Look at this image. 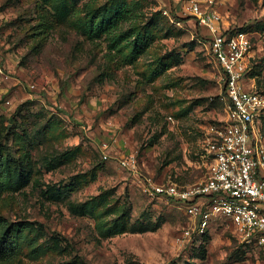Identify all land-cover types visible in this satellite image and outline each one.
Returning <instances> with one entry per match:
<instances>
[{
  "label": "rangeland",
  "instance_id": "374dc122",
  "mask_svg": "<svg viewBox=\"0 0 264 264\" xmlns=\"http://www.w3.org/2000/svg\"><path fill=\"white\" fill-rule=\"evenodd\" d=\"M218 4L264 90V0ZM221 75L183 0H0V215L23 228L0 264H264L225 217L179 241L193 219L150 190L208 176Z\"/></svg>",
  "mask_w": 264,
  "mask_h": 264
},
{
  "label": "built area",
  "instance_id": "2783aa9c",
  "mask_svg": "<svg viewBox=\"0 0 264 264\" xmlns=\"http://www.w3.org/2000/svg\"><path fill=\"white\" fill-rule=\"evenodd\" d=\"M218 5V0H183V10L209 32L211 52L222 68L229 99L225 120L207 128L211 169L203 181L183 187L150 179V190L181 201L193 219L194 225L183 230L179 241L190 238L192 232L203 234L213 220L225 217L243 239L264 248V93L248 86L251 45L247 34L226 27ZM121 162L137 169L134 156Z\"/></svg>",
  "mask_w": 264,
  "mask_h": 264
},
{
  "label": "trees",
  "instance_id": "16d2710c",
  "mask_svg": "<svg viewBox=\"0 0 264 264\" xmlns=\"http://www.w3.org/2000/svg\"><path fill=\"white\" fill-rule=\"evenodd\" d=\"M173 15L179 20H184V18H181L174 13ZM118 18L120 19L121 17L118 16ZM238 30H242V29L240 28ZM209 40H210V36H209ZM259 92L264 93V90H261ZM7 174H8V170L6 167V162L0 158V178H5ZM22 232H23V228L20 225H17V227L15 228L14 226H12V224L7 222L5 217L0 215V262L11 261L17 255L18 246H19L17 237Z\"/></svg>",
  "mask_w": 264,
  "mask_h": 264
}]
</instances>
